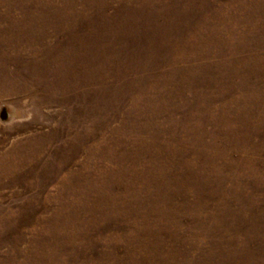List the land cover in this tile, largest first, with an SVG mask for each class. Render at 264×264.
<instances>
[{"label":"rangeland","instance_id":"rangeland-1","mask_svg":"<svg viewBox=\"0 0 264 264\" xmlns=\"http://www.w3.org/2000/svg\"><path fill=\"white\" fill-rule=\"evenodd\" d=\"M0 264H264V0H0Z\"/></svg>","mask_w":264,"mask_h":264}]
</instances>
